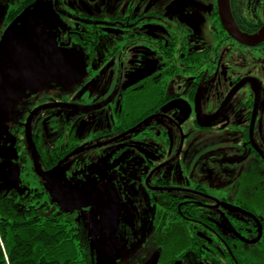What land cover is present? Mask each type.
Here are the masks:
<instances>
[{"label":"flooded vegetation","instance_id":"flooded-vegetation-1","mask_svg":"<svg viewBox=\"0 0 264 264\" xmlns=\"http://www.w3.org/2000/svg\"><path fill=\"white\" fill-rule=\"evenodd\" d=\"M228 12L264 29V0H0V194L83 264H264V40Z\"/></svg>","mask_w":264,"mask_h":264},{"label":"trees","instance_id":"trees-1","mask_svg":"<svg viewBox=\"0 0 264 264\" xmlns=\"http://www.w3.org/2000/svg\"><path fill=\"white\" fill-rule=\"evenodd\" d=\"M32 199L23 206L0 194V264H83L68 217L47 209L40 194Z\"/></svg>","mask_w":264,"mask_h":264},{"label":"water","instance_id":"water-1","mask_svg":"<svg viewBox=\"0 0 264 264\" xmlns=\"http://www.w3.org/2000/svg\"><path fill=\"white\" fill-rule=\"evenodd\" d=\"M229 15L230 14L228 12L227 16H223V19H224V23L226 21L225 26H226L228 32L234 38H236L237 40L242 41L243 43H246V44H257V43L261 42L262 40H264V29H262L259 33H257L254 36L244 35L234 27L232 20H231ZM38 172H40V171H38ZM42 176H44V175H42ZM0 181L5 182L7 184V181H9V179L7 177L6 178H0ZM13 184H14V178H13V182L10 185H7L6 188H11L13 186ZM51 196L55 202H57L59 205H61V202L59 199V194L57 191H53L51 193Z\"/></svg>","mask_w":264,"mask_h":264},{"label":"rangeland","instance_id":"rangeland-1","mask_svg":"<svg viewBox=\"0 0 264 264\" xmlns=\"http://www.w3.org/2000/svg\"><path fill=\"white\" fill-rule=\"evenodd\" d=\"M105 262V261H104ZM100 263H102V261H100Z\"/></svg>","mask_w":264,"mask_h":264}]
</instances>
